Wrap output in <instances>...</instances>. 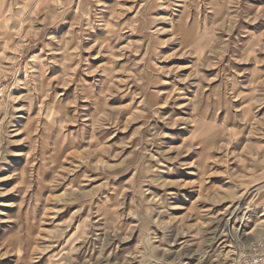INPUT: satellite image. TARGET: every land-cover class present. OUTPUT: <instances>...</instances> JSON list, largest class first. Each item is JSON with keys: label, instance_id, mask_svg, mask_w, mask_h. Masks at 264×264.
I'll return each instance as SVG.
<instances>
[{"label": "rangeland", "instance_id": "rangeland-1", "mask_svg": "<svg viewBox=\"0 0 264 264\" xmlns=\"http://www.w3.org/2000/svg\"><path fill=\"white\" fill-rule=\"evenodd\" d=\"M261 238L264 0H0V264Z\"/></svg>", "mask_w": 264, "mask_h": 264}, {"label": "built area", "instance_id": "built-area-1", "mask_svg": "<svg viewBox=\"0 0 264 264\" xmlns=\"http://www.w3.org/2000/svg\"><path fill=\"white\" fill-rule=\"evenodd\" d=\"M248 246L252 252L238 264H264V238L251 241Z\"/></svg>", "mask_w": 264, "mask_h": 264}]
</instances>
